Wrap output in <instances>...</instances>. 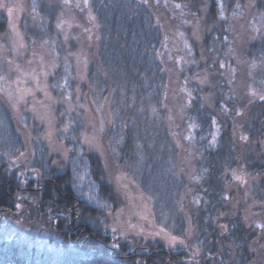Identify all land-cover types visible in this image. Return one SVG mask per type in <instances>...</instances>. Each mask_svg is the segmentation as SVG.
I'll use <instances>...</instances> for the list:
<instances>
[{"label": "trees", "instance_id": "obj_1", "mask_svg": "<svg viewBox=\"0 0 264 264\" xmlns=\"http://www.w3.org/2000/svg\"><path fill=\"white\" fill-rule=\"evenodd\" d=\"M176 1L199 6L204 24L217 17L215 0ZM90 7L100 38L93 43L97 61L90 63L83 83L85 107L88 113L99 109L96 92L109 97V109L100 119L106 120L104 127L112 157L129 173L139 168L137 173L143 185L150 181L148 173L155 177L152 183L158 181L161 185V161L175 158L177 149L172 138H177L178 133L172 108H167L166 117H160L157 123V119L149 118V105H170L179 87L176 69L170 64L163 71L159 60L161 27L143 0H90ZM8 18L6 10H0V36L8 31ZM252 46L257 48L255 43ZM0 102L9 125L7 131L1 126L5 135L0 137V264H264V228L252 231L248 226V196L238 194L222 180L227 168L244 166L253 177L259 173L260 181L252 182L258 188L254 200L259 204V220L264 225V101H244L241 115L233 114V122L225 125L219 147L208 149L203 156L206 173L197 194L201 199L191 209L194 239L177 235L187 247L175 248L160 239L143 242L135 233H128L126 239L117 233L115 242L120 247H112L113 224L108 212L116 211L118 200L108 179L111 158L107 156L89 153L95 177L101 182L100 195L109 209L93 206L81 198L73 187L67 162L53 153L48 152L47 168L38 167L36 156L11 167L3 153L13 156L12 149L1 144L12 142L13 149L20 146L23 151L24 139L21 124L1 93ZM202 104L200 99L195 101V115L209 122L205 115L208 108L202 110ZM148 127L154 135L151 138ZM244 136L247 139H241ZM105 223L109 225L107 230ZM219 223L226 226V232ZM197 250L198 254L193 256ZM230 252L236 255L234 260L229 258Z\"/></svg>", "mask_w": 264, "mask_h": 264}, {"label": "rangeland", "instance_id": "obj_2", "mask_svg": "<svg viewBox=\"0 0 264 264\" xmlns=\"http://www.w3.org/2000/svg\"><path fill=\"white\" fill-rule=\"evenodd\" d=\"M6 2L16 6L12 16L15 31L8 24L7 33L0 36V76L4 77L0 80V88L4 91L0 93L14 118L21 124L19 127L24 139V149L22 148V151L20 146L13 149L12 142L10 145L2 142L1 146L12 149L13 160L18 155L16 149L25 154L16 164H21L27 157L36 156L39 162L36 163L40 168H47L48 152L53 153L59 156L60 160L67 162L65 163L71 170L72 177V161L76 159L77 170L84 179L76 181L79 187H75V190L81 198L96 207L98 206L95 200L88 199L89 195L107 203L100 195L101 182L95 177L89 153L95 152L102 158L107 156L111 158L108 164L111 167L108 179L115 187L118 200L117 209L110 216L112 224L116 222V214L123 209L119 220L124 223L125 228L131 223L142 225L145 231L152 230L151 224L136 215L143 211V204L137 199L143 192L152 197L150 219L157 227L163 226L173 235L183 234L182 236L188 235V238L194 239L191 235L195 228L191 209L195 205L198 206L195 201L201 199L197 194L201 178L206 173L203 156L207 155L208 149L219 147L221 137L225 133V125L227 122H233L234 118L231 116L236 114L237 110H243L244 101L254 102L260 100L259 95H264V28H261L260 21L261 15H264V0H222L226 18L224 20L219 18V0H215L218 14L208 25L202 22L204 17L199 6L192 7L187 2L176 0H147L146 4L162 30V39L157 50L163 71L171 64L172 69L178 72L179 78L178 95L172 96L170 105L166 102L155 108L149 105V118L157 119V123H160V117H166V109L172 108L175 116L173 118L176 120L174 129L178 133L177 138H172L174 148L177 149L175 158L161 161V185L158 181L152 183L155 177L149 173L150 181L143 185L137 173L139 168L129 173L124 167L117 165L112 157V146L108 143L106 135V120L100 119V115L104 117L109 109L106 105L107 102L109 104V97L96 92L95 101L100 100L96 103L100 110L94 109L91 114L88 113V107H85L83 83L87 80L90 63L97 61L93 43L99 42L100 38L90 0H87V3L85 0H67V3L65 0ZM237 3L241 5L239 9H236ZM176 4L182 7L178 9ZM234 9L238 13L237 16H233ZM49 11L52 13L47 14ZM58 23L60 28H57ZM253 25L261 28V31H253ZM17 32L23 39L22 48L14 43L17 40ZM254 43L257 48H253ZM253 61L255 68L252 67ZM221 63L223 68L220 67ZM45 73L48 74L47 77ZM66 76L67 88L53 87L54 84H63ZM37 84L40 85L39 88ZM93 88L95 86L92 83L91 89ZM25 89L31 91L25 93L24 100L13 108V102L9 101L7 93L11 92L14 97H18ZM45 91L51 99L45 96ZM252 91L257 95H251ZM62 92H71V100L62 95ZM199 99L203 103L201 109L205 110V106L208 108L209 112L205 115L209 122L195 115L194 105ZM6 120L5 110L0 102L1 138L5 135L4 131L9 129ZM102 120L103 132L100 131ZM192 124L196 127L190 128L189 125ZM65 125H69L67 131L64 130ZM1 126L5 127L4 131ZM49 131L52 132L51 138L48 137ZM189 133L193 137L191 140L186 139ZM147 134L150 138L154 136L151 128ZM213 135L216 136L215 142ZM85 136L95 137L96 146L90 147L85 143ZM153 143L151 139L150 145ZM68 149L72 151L68 152L65 158ZM151 154L155 159L154 152ZM142 162L144 160L138 164L140 167ZM233 171L243 176L246 183L234 180ZM118 176L125 177L121 184H127V189L120 187L118 190ZM260 178L259 173H255L253 177L244 166L227 168L222 177L227 187L230 186L238 194L248 196L246 207L251 213L248 226L252 231L260 228L257 227L258 224L263 225L259 220L261 211L257 210L259 204L254 200L258 188L252 182H259ZM219 224L226 232V226ZM137 237L143 242L157 239L164 242L159 237ZM230 255V259L236 258L234 253L230 252Z\"/></svg>", "mask_w": 264, "mask_h": 264}, {"label": "snow or ice", "instance_id": "obj_3", "mask_svg": "<svg viewBox=\"0 0 264 264\" xmlns=\"http://www.w3.org/2000/svg\"><path fill=\"white\" fill-rule=\"evenodd\" d=\"M65 3H67V0H65ZM85 3H87V0H85ZM145 3H147V0H145ZM175 7L179 9L182 6L180 4H176ZM240 7H241V5L239 3H237L236 9H239ZM0 9H5L7 11V14H8V17H9V25L13 29V31H15V26L12 24V16H13L14 10H16V6L9 5L6 2V0H0ZM33 9H35V5H33ZM237 15H238V13L234 9L233 10V16H237ZM219 18L221 20L226 19L225 16H224V6H223V3H222V0H219ZM260 21H261V28H264V15H261ZM60 27H61V25L58 23L57 24V28H60ZM261 28H257V27H255V25H253V31L260 32ZM181 35H183V34L181 33ZM16 37H17V40H15L14 43L18 44V46L21 47V48L24 47L23 39H22V37H20L18 32L16 33ZM225 40H227V37H225ZM185 47L186 48L188 47L187 43H185ZM189 52H191L190 48H189ZM30 63H31V61H30ZM255 66H256L255 65V61H253L252 67L255 68ZM53 67H55V65H53ZM220 67L221 68L224 67L223 63L220 64ZM17 70H19V66L18 65H17ZM67 70H68V66L66 65L65 66V71L67 72ZM232 71L234 72L235 70L233 69ZM44 75H45V77H47L48 74L45 73ZM3 79H4V77L0 76V80H3ZM33 79H35V77H33ZM201 82L203 83V81H201ZM67 86H68V77L67 76L65 77L63 84H54L53 85L54 88H61V89H65V88H67ZM37 87L39 88L40 85L37 84ZM41 90H43V89H41ZM3 91H4V89L0 88V92H3ZM30 91H31L30 89H25L23 92H21L19 94L18 97H14L11 92H8L7 93V97H8L10 102H13L12 103L13 108H16V105L24 100L25 93L30 92ZM62 95H65L68 100H71V92H62ZM188 95L190 97L191 93L189 92ZM251 95L255 96V95H257V93L255 91H252ZM45 96L48 97L49 99H51V97H49V94L47 93V91H45ZM259 99L261 101H264V95H259ZM81 107H83V105H81ZM99 110L100 109H97V111H99ZM225 111H227L226 108H225ZM236 115L237 116L241 115V112L239 110H237L236 111ZM215 123H216L215 120H213V124H215ZM68 127H69V125H65V129L64 130L67 131ZM189 127L190 128H194V127H196V125L192 124V125H189ZM100 131L103 132V121H101ZM51 136H52V132L49 131L48 137L51 138ZM192 138L193 137H192L191 133H189V135L186 137V139H189V140H191ZM202 139H203V137H202ZM212 139H213V142H215L216 136L213 135ZM241 139H247V137H241ZM84 142L87 143L90 147L96 146L95 145V137L89 138V137L85 136L84 137ZM15 151L18 153V155L16 156L15 160L12 159V153H10V152H4L3 153V155L8 156L11 167L17 166L16 162L21 160V158H23L25 156V154L23 152H20L19 149H16ZM71 151H72V149L66 150L65 158H67V153L71 152ZM72 163H73V173H74V176H73V187L78 188L79 185L76 183V181L77 180L83 181L84 176L81 175L80 172L77 170L78 169L77 160L73 159ZM33 172L37 176L40 175V173H39V171L37 169H33ZM21 175H23V173H21ZM232 176H233L234 180L240 181L241 183H246V181L243 179V176L237 175L235 171H233ZM116 179H117V184H118V190H119L120 187H123L124 189H127V187H128L127 184H121V182L125 179L124 176H118ZM131 182L132 181H130V183ZM128 198L130 200L132 199V197L130 195L128 196ZM226 198L227 197H225V199ZM88 199L89 200H95L96 205L98 207H100V208H108V207H110L109 205L101 202L100 200L95 199V197L93 195H89ZM137 199H139L141 201V203L143 204V211L136 213V215L139 216L142 220L147 221L149 224H151L152 225V230L145 231V228L142 225L131 224V223H128L127 228H125L124 223L119 220V217H120L121 213L123 212V209H121V211L116 214V217H115L116 222L110 228V230H111V232L113 234V241H114L113 244H112L113 248H119L120 247L119 243L115 242V241L118 240L117 233H119L120 236H123L126 239L128 232H135V234L137 236H142L145 239H148L149 237H151L153 239L159 237L170 248H175L177 245H182V246L187 247V245L185 244V240L184 239H182L181 237H179L177 235H173L171 232H169L163 226L157 227L153 223V221L150 219V216L152 215L151 208H150L152 197L150 195H146L145 193L141 192L140 196L137 197ZM195 203L198 204L199 201L197 200V201H195ZM17 207H19V205H17ZM108 215L111 216L112 213L109 211ZM18 223H19V221H18ZM104 227L107 230L109 228V225L107 223H105ZM257 227L264 228V225H259L258 224ZM189 231H190V229H189ZM197 254H198V250L196 252H193V256H195Z\"/></svg>", "mask_w": 264, "mask_h": 264}]
</instances>
